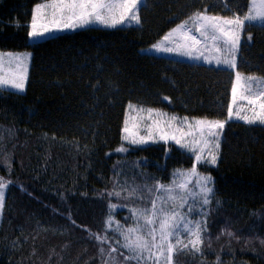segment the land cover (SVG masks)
I'll return each mask as SVG.
<instances>
[{
  "label": "trees",
  "instance_id": "trees-1",
  "mask_svg": "<svg viewBox=\"0 0 264 264\" xmlns=\"http://www.w3.org/2000/svg\"><path fill=\"white\" fill-rule=\"evenodd\" d=\"M43 1L0 0V51L33 53L27 91L0 88V177L8 185L0 264H137L121 255L128 253L117 222L137 227L131 209L161 195L147 189L177 187L176 170L194 158L172 143L111 154L123 144L128 105L226 119L236 78L227 68L142 50L197 10L243 16L251 0H145L139 26H89L32 42L34 7ZM246 33L252 41L244 40L238 68L264 76V25L251 23ZM210 171V203L194 191L188 198L200 213L191 218L207 222L201 252H181L172 264H264V126L228 122ZM93 233H107L108 242Z\"/></svg>",
  "mask_w": 264,
  "mask_h": 264
},
{
  "label": "snow or ice",
  "instance_id": "snow-or-ice-1",
  "mask_svg": "<svg viewBox=\"0 0 264 264\" xmlns=\"http://www.w3.org/2000/svg\"><path fill=\"white\" fill-rule=\"evenodd\" d=\"M144 4V0H52L51 3L44 4L37 7L39 13L41 8L51 9V20L48 24L37 26L36 19L33 17L31 25L32 31L29 33L30 38L39 39L53 31L63 30L68 28L83 27L93 22L116 27L117 25L126 22L140 23L139 11L140 6ZM231 10V9H229ZM264 21V0H262L260 10L257 11L255 7L249 14L241 17L234 15L232 18H225L208 14V9L195 11L188 20L184 21L177 28L172 29L164 35L158 43L152 45V49L158 52H175L180 55L187 56L192 59H203L206 63L215 62L216 65H225L229 68H235L236 63L234 56L239 50L241 32H243L246 23L254 21ZM191 22V27L189 26ZM51 25V26H49ZM179 34L181 39L175 40L174 35ZM249 40L251 36L247 37ZM204 46V50L208 51L210 55H205L201 51L200 45ZM171 45V46H169ZM228 53V55H223ZM232 57V58H229ZM16 62L17 68L21 70L22 75L19 80L13 81L11 87L23 91L24 76L27 72L26 60L30 59V54L23 56L11 57ZM241 74L236 73V83L232 87V99L228 106V118L232 119L235 116L237 119L244 120L246 123L252 124L259 122L264 124V88L257 87L253 91V85L259 82L254 77H244L245 86L240 85ZM9 81L0 78V86L8 85ZM238 86L240 91L238 94ZM165 100L168 98L165 97ZM128 108L131 112L137 113V116L131 117L132 120L138 121L135 127L139 128V122L145 119L151 120V125H146L148 128V138H152L153 128L157 130L160 128V120L155 117L166 116V113H161L152 108H137L136 105L129 104ZM259 109L257 111L256 109ZM245 109L253 112L252 118L247 115H241ZM140 113H146V116H140ZM178 121V118L172 116L166 122L169 127L173 122ZM181 124L187 125L189 131L185 132L183 127H176L175 131L179 132L181 137L192 136L193 140L190 143H182V139H177L173 134H161L162 140L172 139L176 144L182 148H187L195 154L197 162L211 163L213 165L217 162V156L211 151L207 153L209 159H205L203 155L204 148L197 150L194 145L203 142L205 145L210 143L207 137L218 138L219 131L225 125V121H211L208 119H196L190 122L187 117L180 121ZM123 139L129 141L131 144L146 143L143 136H138V132H132L129 128V119L124 121ZM195 128L199 132L201 139L196 140L192 129ZM219 148V143L215 144ZM118 151H126L124 147ZM191 174L197 176L196 183L200 188L203 196L202 204L210 203L209 197L213 193V189L209 187L211 182L210 176H198L196 167L191 170ZM175 175L183 176L186 173L177 172ZM5 184L0 181V208H2L4 200ZM137 189L131 188L128 190V197H135ZM147 191H155L158 194L156 199L152 200L151 206L144 209H131L133 215L137 219V227L122 230L117 222L115 231L120 232L125 243L122 245L127 250L128 254L121 253L125 261H137V264H160L161 258L164 264H172L173 256L181 252L199 253L201 252V245L204 243V234L207 232V222L205 220H194L191 218L192 213L200 214L196 208L188 204V198L191 193L188 191V183H181L177 187H168L162 184H157L154 189H147ZM166 195H162L165 194ZM109 195L120 196L121 193H109ZM195 199V197H192ZM110 210L114 211L118 205L110 204ZM177 209H180L179 211ZM206 216V213L204 214ZM143 223L140 224L139 221ZM75 223V222H73ZM113 223L111 215L107 221L109 230ZM141 233L133 239L130 234ZM101 244L107 243V233L104 236L91 234ZM231 235V233H228ZM119 243V241H117ZM155 250V251H154ZM118 249L113 247L108 253L117 252ZM100 252L104 253L105 249L100 248ZM107 264V262H106Z\"/></svg>",
  "mask_w": 264,
  "mask_h": 264
},
{
  "label": "rangeland",
  "instance_id": "rangeland-1",
  "mask_svg": "<svg viewBox=\"0 0 264 264\" xmlns=\"http://www.w3.org/2000/svg\"><path fill=\"white\" fill-rule=\"evenodd\" d=\"M51 2H52V0L43 1V2H41L39 4H37L34 7L33 17L34 16L37 17L36 23H37L38 27L40 25H42V24H48L49 23V21L51 20V9L41 8L40 12L38 13L37 12V7L41 6V5H44V4L51 3ZM144 2H145V0H144ZM261 3H262V0H251L249 11L245 15L249 14L250 11L253 9V7H255V9L257 11H259ZM208 14L215 15V14H212V13H209V12H208ZM215 16H220V15H215ZM243 16H241V17H243ZM221 17H224V16H221ZM139 18H140V11H139ZM225 18H232V17H225ZM186 20H188V19H186ZM186 20H184V21H186ZM184 21H182V22L178 23L177 25H175L174 27H172L164 35H166L172 29L177 28L178 25H180ZM32 22H33V19H32ZM251 23H260V24L264 25V21H259V20L251 22ZM251 23H246V26H245L243 32H241V40H240L239 50L234 56L235 63H236V67L235 68H229V67H227L225 65H219L218 66V65H216L215 62L209 64V63H206L203 59H199V60L192 59V58H189L187 56L177 54L175 52H172V53H169V52H158V51L152 49V45H154V44L158 43L159 41H161V39H162V37L164 35L157 42H155L154 44L144 48L142 51L145 52V53L156 54V55H159V56H164V57H169V58H174V59H179V60L181 59V60H186V61H191V62H197V63H202V64L215 66V67L227 68V69L233 70L235 75H236L237 72H239L241 74V81H240V85L241 86H245L244 77H254L259 82L258 84L253 85V91H255L257 87L264 88V76L243 73L238 68L239 58H240V53H241V47H242V44H243L244 40L248 39L247 37L251 36V39L250 40L248 39V40L252 41V34H247L246 33V27L249 24H251ZM126 25L139 26V25H141V18H140V23L139 24H137L135 22H126L124 24L117 25L116 27H109V26L100 24L98 22H93V23H90V24L85 25L83 27H75V28H68V29L53 31L50 34H47V35H45L42 38H39V39L30 38V40L32 42H35V41L42 40V39H45L47 37H50V36H53V35H56V34H61V33H66V32H73L75 30H79V29L86 28V27H89V26H101V27L112 28L113 29V28H117V27H120V26H126ZM49 26H51V25H49ZM189 26L190 27L192 26L191 22H189ZM31 31H32V28H31L30 32ZM173 38L175 40H177V41H179L181 39L179 34L174 35ZM169 46H171V45H169ZM200 49H201V51H204L205 55H210V53L208 51L204 50L203 44L200 45ZM28 54H30V59L25 61V64L27 66V72H26V74L24 76V80H23L24 88H23V91H20V90H17L15 88L11 87V83L13 81L19 80L20 76L22 75L21 70L19 68H17L16 62L13 61L11 59V57L23 56V55H28ZM223 55H228V53L221 54L222 57H223ZM32 58H33V53L31 51H0V78L9 81L8 85L0 86V88L12 90V91L19 92V93H25L27 91V87H28L30 70H31V65H32ZM229 58H232V57H229ZM235 83H236V78H235ZM239 91H240V86H238V94H239ZM130 104L136 105L137 108H141V107L145 108V109L152 108V107L143 106V105H140V104H137V103H130ZM152 109H155V110H157V111H159L161 113H166L167 114L166 116H162V117H155V115H154V117H153L154 119H159L160 120V128H159V130H157L155 127L153 128L152 138L151 139L148 138V128L146 127V125H151L152 121L145 119L144 121L139 122V125H140L139 128L135 127V125L138 123V121L132 120L131 117L137 116V113L131 112V110L128 108L127 109L126 118L129 119V125L128 126H129L130 130L132 132H138V136H143L146 139L147 142L143 143V144H131L129 141H125L123 139V136H124V133H123V135H122L123 144L120 147H118L115 151H112L111 154H113V153L114 154H127L129 151L132 150V146H134V145H148V144H153V143H172V144L178 146L179 148L188 151L194 158V163H193V165L191 167L180 168V169L176 170V172H175V174L177 172H181V173H186L187 175L177 176V175L174 174L173 182H175L177 184V186L179 184H181V183L187 182L188 183V191L189 192L190 191H194L195 193L200 194L201 193L200 192V188L198 187V185L196 183L197 176L191 174V170L195 166L198 176H210L212 178L211 182L209 183L208 186L213 189L214 176H213L212 172L210 171V169L212 167H216L218 165V162H219V159H220V152H221V143H222V140H223V136H224V132H225L226 126H227L228 122L233 121V120L234 121H242L244 123H246V122L244 120L237 119L235 116H233L232 119H229L228 117L226 119L201 118V117H191V116L179 115L177 113L168 111L166 109H161V108H152ZM256 110L259 111L258 108ZM139 115L140 116H146V113H140ZM241 115H247L249 118H252L253 112L251 110H249V109H245V111H243L241 113ZM172 116L177 117L178 121L173 122L172 126L169 127L166 122ZM185 117H187L190 122H194L196 119H208V120H211V121H216V120L225 121L224 128L222 130H216V131H219L218 138L205 136V139H208L210 141V143L205 145L203 142H201L198 145H194V147H196L197 150H199V148H204L205 149V152L203 154L205 156V159H209L210 158V157L207 156V153L209 151H211L213 154H215L217 156V162H216L215 165H213L211 163L197 162L195 160V154L193 152L189 151L187 148H182L180 145L176 144L175 141L172 140V139L162 140L160 138L161 134H167L168 136H171V135L175 134L177 139H182V143H190L193 140L192 136H185V137L182 138L180 133L175 131L176 127H178V126L179 127H183L185 132L189 131L187 125H184V124L180 123V121H182L183 118H185ZM247 124H249V123H247ZM252 125H263L264 126V124H261L259 122L252 123ZM192 131L194 132L195 139L196 140H200L201 137H200L199 132H196L195 128H193ZM217 142L219 143V148L218 149L215 147V144ZM121 147H124L126 149V151H123V152L118 151V149L121 148ZM0 181H2L6 185L5 188H4L3 205H2V208H0V228H1V223H2V219H3V208L5 206L6 199H7L8 185L2 179V177H0Z\"/></svg>",
  "mask_w": 264,
  "mask_h": 264
}]
</instances>
